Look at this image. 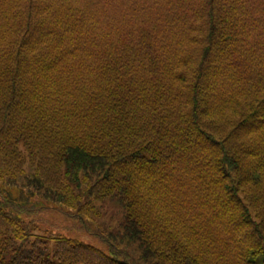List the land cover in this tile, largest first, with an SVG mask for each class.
Returning <instances> with one entry per match:
<instances>
[{"label": "trees", "instance_id": "trees-1", "mask_svg": "<svg viewBox=\"0 0 264 264\" xmlns=\"http://www.w3.org/2000/svg\"><path fill=\"white\" fill-rule=\"evenodd\" d=\"M0 264H264V0H0Z\"/></svg>", "mask_w": 264, "mask_h": 264}, {"label": "rangeland", "instance_id": "rangeland-1", "mask_svg": "<svg viewBox=\"0 0 264 264\" xmlns=\"http://www.w3.org/2000/svg\"><path fill=\"white\" fill-rule=\"evenodd\" d=\"M48 220H50V219H48ZM85 239L87 240L88 238H87V237H85Z\"/></svg>", "mask_w": 264, "mask_h": 264}]
</instances>
